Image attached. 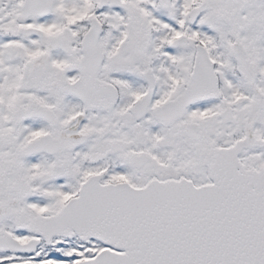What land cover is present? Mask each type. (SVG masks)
<instances>
[{
  "label": "snow or ice",
  "instance_id": "obj_1",
  "mask_svg": "<svg viewBox=\"0 0 264 264\" xmlns=\"http://www.w3.org/2000/svg\"><path fill=\"white\" fill-rule=\"evenodd\" d=\"M0 264H264V0H0Z\"/></svg>",
  "mask_w": 264,
  "mask_h": 264
}]
</instances>
